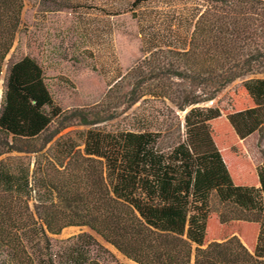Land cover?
Listing matches in <instances>:
<instances>
[{
    "label": "trees",
    "instance_id": "16d2710c",
    "mask_svg": "<svg viewBox=\"0 0 264 264\" xmlns=\"http://www.w3.org/2000/svg\"><path fill=\"white\" fill-rule=\"evenodd\" d=\"M179 3L133 0L122 9L137 23L142 58L108 83L99 110L70 114L77 125L93 126L139 103L123 117L126 130L169 140L160 174L149 176L86 157L69 137L40 153L37 141L62 113L34 60L8 64L1 77L25 0H0V264H101L94 255L101 247L86 233L51 242L68 227L89 229L135 264H264V214L249 209L237 188L196 177L197 158L215 152L210 127L185 124L181 131L175 115L214 100L236 79L264 74V0ZM227 121L240 139L257 132L264 140V104ZM212 191L220 223L259 225L256 254L236 237L204 244Z\"/></svg>",
    "mask_w": 264,
    "mask_h": 264
},
{
    "label": "rangeland",
    "instance_id": "374dc122",
    "mask_svg": "<svg viewBox=\"0 0 264 264\" xmlns=\"http://www.w3.org/2000/svg\"><path fill=\"white\" fill-rule=\"evenodd\" d=\"M73 1L81 6L71 10L56 8L52 0H25L21 28L1 77L8 64L24 57L41 67L52 100L62 114L37 141L36 147H43L40 153L64 136L72 139L86 157L114 161L128 172L158 176L164 160L161 150L169 140L161 138L159 142L154 131L126 130L123 120L139 103L117 119L98 125H77V120L70 118L73 111L99 110L95 106L103 101L108 83L142 58L137 23L131 12H122L133 0ZM194 1L179 0V4L190 6ZM120 8V14H114ZM127 90L125 86L124 91ZM263 104L264 74H252L227 85L214 100L175 115L181 131L185 124L206 123L210 127L215 152L197 158L196 177L206 174L220 185L237 188L249 209L264 214V140L257 132L240 139L227 121L231 113ZM153 106L161 108L158 103ZM122 109L120 106L117 113ZM37 155L25 157L32 160ZM218 210L219 199L212 191L204 244L236 237L256 254L259 225L246 221L222 224ZM79 233L92 236L101 247L94 252L101 264H135L87 228L68 227L59 235L50 236V240L54 244Z\"/></svg>",
    "mask_w": 264,
    "mask_h": 264
}]
</instances>
